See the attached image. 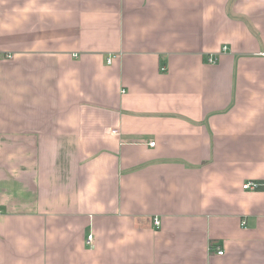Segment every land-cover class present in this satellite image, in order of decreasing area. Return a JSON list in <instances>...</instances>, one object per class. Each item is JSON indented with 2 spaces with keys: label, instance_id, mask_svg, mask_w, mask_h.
Instances as JSON below:
<instances>
[{
  "label": "crops",
  "instance_id": "0c3cea01",
  "mask_svg": "<svg viewBox=\"0 0 264 264\" xmlns=\"http://www.w3.org/2000/svg\"><path fill=\"white\" fill-rule=\"evenodd\" d=\"M0 264H264V0H0Z\"/></svg>",
  "mask_w": 264,
  "mask_h": 264
},
{
  "label": "built area",
  "instance_id": "2783aa9c",
  "mask_svg": "<svg viewBox=\"0 0 264 264\" xmlns=\"http://www.w3.org/2000/svg\"><path fill=\"white\" fill-rule=\"evenodd\" d=\"M12 55L8 54L7 57H11ZM120 58V54H115V55H110L107 57V63L108 64H112L114 62L115 59H119ZM209 61L214 63L216 61V58L214 56H210L209 58ZM150 145L151 146H154L155 145V142H150ZM257 185L256 182H248L247 184H245V188H254L255 186ZM155 223L157 225L160 224V220L158 218L155 219ZM95 242V238H94V235L93 234H90L88 237H87V243L90 244V245H93ZM223 251L220 250L219 251V254H222Z\"/></svg>",
  "mask_w": 264,
  "mask_h": 264
}]
</instances>
